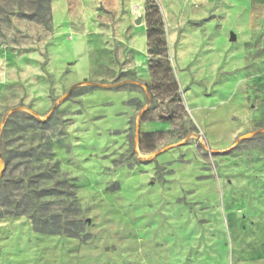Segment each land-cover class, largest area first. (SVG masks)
<instances>
[{"label":"rangeland","instance_id":"374dc122","mask_svg":"<svg viewBox=\"0 0 264 264\" xmlns=\"http://www.w3.org/2000/svg\"><path fill=\"white\" fill-rule=\"evenodd\" d=\"M52 2L0 0V264H264V0H68L58 28ZM140 31L147 81L133 67ZM75 33L88 39L90 82H124L120 89L139 95L145 117L174 124L159 145L181 140L219 182L218 206L231 212L221 229L200 216L216 205L192 191L174 201L194 217L171 220L166 202H127L118 179L92 183L74 152L71 102L103 88L84 84L64 99L77 83ZM237 90L252 126L231 148L215 150L194 109ZM183 151L177 160L185 163ZM138 160L145 159L131 147L114 167ZM172 174L157 165L154 180L164 188ZM44 189L53 193L38 198ZM33 216L47 221V232ZM185 229L206 231L205 247L187 248Z\"/></svg>","mask_w":264,"mask_h":264},{"label":"crops","instance_id":"0c3cea01","mask_svg":"<svg viewBox=\"0 0 264 264\" xmlns=\"http://www.w3.org/2000/svg\"><path fill=\"white\" fill-rule=\"evenodd\" d=\"M67 13L68 0H53L52 18L55 28L63 25ZM71 40L77 83L94 79V67L86 35L75 33ZM132 44L135 51L133 67L137 77L147 81L150 73L145 56V35L140 31ZM115 79L114 76L107 81L113 82ZM121 86L88 91L71 102L70 130L74 139V152L92 183L98 185L118 179L127 202L141 205L166 202L165 213L171 220H177L180 213L186 214L189 219L194 217L190 208L174 201V198H181L183 192L192 191L191 197H196L200 203L211 202L216 205L210 217L205 212L200 216H212L221 229L224 213L231 212L225 208L223 213L218 206L221 201L219 182L201 167L189 148L186 145L184 148L180 143L181 140L176 145L160 146V139L171 135L174 124L169 120L145 117L146 110L137 104L140 101L139 95L120 89ZM220 92L211 98L212 101L194 109L197 123L203 128L208 143L218 151L231 148L252 126L251 112L243 93L237 90L225 97ZM151 139L155 142L148 145L147 142ZM131 147L135 148L137 156H142L145 160H138L132 166L125 164L115 168L117 157ZM182 151L189 156L185 163L177 160ZM157 165H164L169 171H173L172 175L166 177L164 183L169 184H165L164 188L154 180ZM204 233L206 231H180L185 237L187 248L196 245L204 248L200 244ZM217 233L222 235L221 231Z\"/></svg>","mask_w":264,"mask_h":264},{"label":"trees","instance_id":"16d2710c","mask_svg":"<svg viewBox=\"0 0 264 264\" xmlns=\"http://www.w3.org/2000/svg\"><path fill=\"white\" fill-rule=\"evenodd\" d=\"M48 1H51V0H48ZM8 166V164H7ZM53 192L49 191V190H46L44 189L41 193H37L38 195V198H42L44 196H49L51 195ZM27 200H30L33 204H34V208L37 210V204L32 200L31 198V193H29L27 195ZM21 213H15L13 215H20ZM34 220H35V225H36V230L37 231H42V232H47L48 231V227L47 225H45V223L47 221H43L40 217L38 216H33Z\"/></svg>","mask_w":264,"mask_h":264},{"label":"water","instance_id":"95a60500","mask_svg":"<svg viewBox=\"0 0 264 264\" xmlns=\"http://www.w3.org/2000/svg\"><path fill=\"white\" fill-rule=\"evenodd\" d=\"M139 23H140V21H138V24H139ZM84 84H86V85H91V86H93V87H95V88H97V87H99V88H116V87H119V86H121L122 84H124V82L115 83V84H111V85H104V84H100V83H96V82H90V81L82 82V83H76V84H74V85L70 88V90L68 91V93H67V95L65 96L64 99L66 100L67 98H69V97L73 94L74 90H75L77 87H79V86H81V85H84ZM2 176H3V173L1 172V174H0V180H1Z\"/></svg>","mask_w":264,"mask_h":264}]
</instances>
